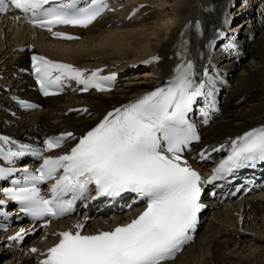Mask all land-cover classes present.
Segmentation results:
<instances>
[{
  "label": "bare ground",
  "instance_id": "bare-ground-1",
  "mask_svg": "<svg viewBox=\"0 0 264 264\" xmlns=\"http://www.w3.org/2000/svg\"><path fill=\"white\" fill-rule=\"evenodd\" d=\"M117 4L120 6L115 13L86 30H70L78 39L67 43L49 42L46 35L28 29L11 13L0 17L2 135L24 139L23 133L48 127L80 137L109 111L164 86L175 75L177 65L187 60L193 62L196 79H205L207 69L215 86V110L207 106L206 99L204 104L211 121L200 128L194 109L190 115L202 136L197 151L205 149V154L210 153L208 157L215 160L225 155L222 149L233 139L264 126V0H126L110 6ZM218 31L224 36L218 37ZM36 53L88 74L96 69L116 73L118 85L109 93L39 99L42 109L24 110L12 100L33 94L26 67L29 57ZM152 57L159 59L145 63ZM75 142L69 140L64 151ZM187 156L204 173L202 178L216 165H202L195 149ZM23 161L18 167L29 161L28 155ZM257 174L234 171L211 183L213 194L205 196L210 207L202 211L195 241L168 264H264V194L244 193L245 183ZM236 186L240 187L239 194L224 198ZM92 205L91 210L78 208L46 228L28 227L21 219L12 231L30 229L23 239H31L17 251L11 247L14 241L8 239L10 233L0 234V264H36L37 252L58 240L54 233L75 231L77 223L84 224V233L112 229L128 221L134 211L111 213L112 217L104 218L107 221L97 223L102 218L91 219ZM16 213L9 211L11 219ZM29 245L38 251L29 252Z\"/></svg>",
  "mask_w": 264,
  "mask_h": 264
},
{
  "label": "snow or ice",
  "instance_id": "snow-or-ice-1",
  "mask_svg": "<svg viewBox=\"0 0 264 264\" xmlns=\"http://www.w3.org/2000/svg\"><path fill=\"white\" fill-rule=\"evenodd\" d=\"M9 4L22 11L34 27L66 40L78 37L54 32L55 26L87 28L108 7L106 0H91L83 5L80 0H0V13L6 12ZM217 36L223 37L224 32L218 31ZM31 59L36 83L44 96L58 94L52 89L62 90L66 81L82 85L85 92L90 88L110 91L105 82L115 78V74L100 75L101 69L88 74L87 70L43 56L33 55ZM158 59L152 57L145 63ZM203 76L205 79H196L193 62L187 60L177 65L175 75L164 86L109 111L80 137L70 131L47 137L41 150H32L28 144L17 145L12 138L0 135V161L15 164L29 153L42 157L35 173L28 167H0V180L24 173L22 179L12 180L14 187L2 191L8 200L19 204L20 212L34 220H45L42 227H48L45 218L57 219L71 212L74 202L89 194L91 185L96 192L93 199H115L130 193L136 200L147 202L130 222L110 231L85 234L84 224L77 223L75 231L54 233L58 242L41 254L44 258L39 264H168L191 239L189 233L195 229L203 207L201 186L243 167L264 163V126L233 139L229 154L207 180L183 158L184 150L200 140L189 120L198 98L204 97L207 106L215 110L213 78L207 69ZM19 103L24 108L36 107ZM204 115L208 116L207 111ZM69 140L76 142L64 154L44 155ZM6 145L17 150H6ZM200 156L206 158L205 152ZM49 180L55 183L50 197L45 198L38 185ZM68 194L71 198L65 199ZM4 204L5 200H0V207ZM29 231L21 228L8 239L22 240ZM29 251L36 253L38 249Z\"/></svg>",
  "mask_w": 264,
  "mask_h": 264
},
{
  "label": "rangeland",
  "instance_id": "rangeland-1",
  "mask_svg": "<svg viewBox=\"0 0 264 264\" xmlns=\"http://www.w3.org/2000/svg\"><path fill=\"white\" fill-rule=\"evenodd\" d=\"M238 21H239V20L235 21L234 24L237 23ZM115 34H116V33H115ZM243 60L245 61V58H243L241 61L244 62ZM142 62H143V60H142ZM239 63H240V62H239ZM133 65H138V63H133ZM220 100H221V97H220ZM194 119H196V114H195ZM214 157H215V155H214ZM23 162H25V161H23ZM239 192H240V189H238V191L236 192V195L233 196V197H236V196L239 194ZM125 202H126V201H125ZM91 212L93 213V211H91ZM92 213H90V214H92ZM24 222H25V220H24ZM30 239H31V238L28 237V238L24 241V243H23V245H22L21 247H24V245H25L26 243H28Z\"/></svg>",
  "mask_w": 264,
  "mask_h": 264
}]
</instances>
